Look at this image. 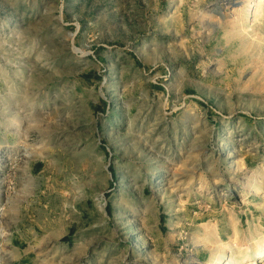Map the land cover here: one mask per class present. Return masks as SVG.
<instances>
[{
    "label": "rangeland",
    "instance_id": "374dc122",
    "mask_svg": "<svg viewBox=\"0 0 264 264\" xmlns=\"http://www.w3.org/2000/svg\"><path fill=\"white\" fill-rule=\"evenodd\" d=\"M0 19L59 69L24 61L30 116L0 92V264L264 251V0H0Z\"/></svg>",
    "mask_w": 264,
    "mask_h": 264
},
{
    "label": "clouds",
    "instance_id": "9594fccd",
    "mask_svg": "<svg viewBox=\"0 0 264 264\" xmlns=\"http://www.w3.org/2000/svg\"><path fill=\"white\" fill-rule=\"evenodd\" d=\"M30 58H34L51 73L59 72L55 66L57 58L47 45H41L38 34L14 26L6 19H0V92L19 95L29 109L25 112L26 117L31 115V92L37 84L31 71L27 75L23 72L24 61Z\"/></svg>",
    "mask_w": 264,
    "mask_h": 264
},
{
    "label": "bare ground",
    "instance_id": "6f19581e",
    "mask_svg": "<svg viewBox=\"0 0 264 264\" xmlns=\"http://www.w3.org/2000/svg\"><path fill=\"white\" fill-rule=\"evenodd\" d=\"M231 248H232V245L229 244L226 248V251H230ZM262 257H264V251L256 253V255L253 258L254 260H251V261L243 260V261H245V264H256L255 260L261 259ZM228 258H229V255L225 253L221 258L217 259L215 264H225Z\"/></svg>",
    "mask_w": 264,
    "mask_h": 264
}]
</instances>
